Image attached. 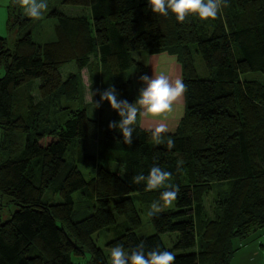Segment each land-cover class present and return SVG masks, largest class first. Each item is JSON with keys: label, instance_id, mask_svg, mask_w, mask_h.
<instances>
[{"label": "trees", "instance_id": "obj_1", "mask_svg": "<svg viewBox=\"0 0 264 264\" xmlns=\"http://www.w3.org/2000/svg\"><path fill=\"white\" fill-rule=\"evenodd\" d=\"M62 4L88 8L90 15L53 10L55 39L43 44L33 41L31 19L18 11L17 0L7 6L6 29L18 36L11 48L8 37H0V196L16 209L0 219V264H74L73 257L85 255L87 264H111L93 239L105 227L119 229L106 243L110 249L121 245L129 251L143 242L146 251H171L175 264H230L234 239L264 234V82L244 79L264 74V0H227L217 19L193 15L183 23L171 13L153 14L148 0ZM191 46L210 78L197 75ZM142 53H166L180 65L186 93L175 131L157 144L137 120L132 144L125 145L121 133L107 125L96 152H88L86 141L97 140L102 127V107L111 111V121L119 116L107 101L98 119L88 116L92 104L83 102L79 72L88 69L93 91L114 87L131 104L133 80L116 82L115 76L131 68L143 72L135 57ZM69 63L76 72L63 77L60 69ZM46 137L51 140L42 145ZM168 138L175 142L172 149ZM154 164L172 174L179 196L174 209L149 217L156 233L141 237L131 195L149 206L164 189L146 191L145 182L137 185L132 178L147 176ZM79 167L94 174L85 179ZM215 184L227 187L215 202V217L208 218L203 197ZM78 191L79 203L93 201L94 212L87 215L86 208L87 216L74 221ZM47 192L61 201L44 202ZM165 233L177 234L171 249L161 239Z\"/></svg>", "mask_w": 264, "mask_h": 264}, {"label": "clouds", "instance_id": "obj_2", "mask_svg": "<svg viewBox=\"0 0 264 264\" xmlns=\"http://www.w3.org/2000/svg\"><path fill=\"white\" fill-rule=\"evenodd\" d=\"M18 5L33 20L42 19L47 11L46 0H17ZM148 5L153 14L168 16L169 13L175 16L180 23L185 22L189 16H196L201 21L215 20L222 8L228 6L227 0H148ZM88 78L86 77V80ZM139 82L142 87L139 89L138 97L134 103L119 99V93L114 87H109L103 92L92 90L91 83L87 100L97 109L107 101L110 108L117 113L119 121H111L109 129L118 130L125 145H131L137 119L151 121L152 140L160 144L164 134L169 132L167 121L181 106L186 93V85L179 76L166 74L164 71L153 74L151 77L143 75ZM99 94V100L93 98ZM167 148L175 147V142L168 138ZM182 160L177 161V171L180 170ZM172 174L163 170L158 165H153L147 176L137 174L132 178L134 184L146 183V191L164 189L160 192L158 201L151 204L147 213L152 218L160 214L163 209L171 207L178 199L179 188L171 183ZM111 264H175L176 257L171 251H161L159 248L145 250V244L141 242L134 249L126 251L121 245H116L110 250Z\"/></svg>", "mask_w": 264, "mask_h": 264}, {"label": "rangeland", "instance_id": "obj_3", "mask_svg": "<svg viewBox=\"0 0 264 264\" xmlns=\"http://www.w3.org/2000/svg\"><path fill=\"white\" fill-rule=\"evenodd\" d=\"M46 3L48 5L47 11L44 13V16L42 19L39 20H33L31 19L26 12L19 7L18 11L23 14V16L29 17L31 19V25H32V39L34 42L38 44H43L45 42H50L55 39L54 35V26L57 24V20L49 14L53 10H57L61 12L62 14L69 16V17H76V16H86L89 17L90 10L85 7H78V6H69L62 4V0H46ZM17 31H12L8 33V47L11 48L17 39ZM192 51V57L194 60V67L196 69V73L200 78L208 79L210 78V72L205 68L203 61L199 54L195 53L193 46H191ZM170 61V59H169ZM168 63V62H167ZM166 63V64H167ZM168 66V65H167ZM163 71H166L165 68H162ZM135 71V68H131L130 70H127L125 72H120L115 76V81L120 82L126 78H130L133 76V73ZM76 72L75 66L73 63H69L65 66H63L60 69V73L63 77L70 73ZM3 74V70L0 72ZM80 80H81V87L83 91V102L88 104L90 103L87 100L88 95V85H89V73L88 69L84 68L79 72ZM173 76V75H172ZM86 77L88 78L86 80ZM245 80H256L261 83L264 82V74L260 72H252L249 74L244 75ZM38 84V81H35L33 83V101L38 100L36 86ZM137 88V84H136ZM26 89V88H25ZM26 92V91H24ZM22 104L27 105L26 97L23 96L22 98ZM61 105H71L73 108L77 107V104L74 102L70 103L67 101L62 100ZM101 108L94 109V106H90L87 114L90 118L98 119L99 118V110ZM184 114V104L182 103L181 106H179L176 110V112L170 117V120L168 123L177 121V119L181 118ZM102 127L98 129L97 132V140L93 141H86V149L88 152H96L97 147L99 145L98 140L101 138L102 130L105 126H107L111 122V111L107 107H102ZM173 133V132H172ZM51 138L46 137L43 140H40V143L42 145L48 144L50 142ZM105 166L108 167H117L115 165L112 166V164L105 163ZM79 170L82 172L85 179H88L90 176L94 174V171L91 169H85L83 167H79ZM168 183H171L170 181ZM227 187V184H215L212 186L211 191L206 194L203 197V205H204V213L206 217L208 218H214L215 217V202L220 198L221 192L224 191ZM160 190V189H158ZM80 192H75L73 194V200H74V211L72 213V219L74 221H77L83 216H87L94 212L93 206L94 202L91 201L89 203H79L80 200ZM131 198L133 200V203L137 210L139 211V217L141 221L140 228L136 231V235L141 237L150 236L156 233L155 228L150 222V219L147 215L151 204L149 206H145L141 204V198H139L138 194L131 195ZM44 202H60L61 199L58 195H54L51 192H47L42 199ZM90 208L87 215H85V209ZM16 209V207L9 202L8 197L0 196V219L5 220L9 217V215ZM167 209H174V204L171 207L165 208ZM115 220L117 223L123 222L124 218L121 216H118L114 214ZM119 229L114 227H105L94 234L93 239L98 246V248L101 249L104 256L106 257V260L111 263L110 260V248L106 246V243L112 239H114L117 236V232ZM161 239L166 244L167 248H172V241L176 239L177 234L176 233H165L161 234ZM233 248H236L230 264H264V234L260 231L256 232L255 234H252L246 239H240L236 238L232 241ZM74 264H87L88 255L80 256V257H73L72 258Z\"/></svg>", "mask_w": 264, "mask_h": 264}, {"label": "crops", "instance_id": "obj_4", "mask_svg": "<svg viewBox=\"0 0 264 264\" xmlns=\"http://www.w3.org/2000/svg\"><path fill=\"white\" fill-rule=\"evenodd\" d=\"M10 1L11 0H0V37H8V31L6 29L5 22H6V16H7V6L10 3ZM135 57L137 58L139 62L143 63L145 69L143 70V72L138 71V69H135L133 76L130 77L133 80L135 87L137 84V88L135 89L134 102L136 101L138 97L139 89L142 87L141 83L139 82V79L141 76L147 75L151 77L153 74L163 71L162 68H165L166 71L164 72L166 74H170L173 76H179L181 78V68L174 56L168 55L166 53H159V54H152V55H147V54L142 53V54L136 55ZM182 103L184 104V98H183ZM181 118L177 119V121L171 122L170 124L168 123V121L170 120L169 118V120L167 121V123L169 124V129H170L168 133H172L175 131L178 125V122ZM137 120H138L139 126L143 129L149 130L152 127L151 121H145L139 117Z\"/></svg>", "mask_w": 264, "mask_h": 264}]
</instances>
